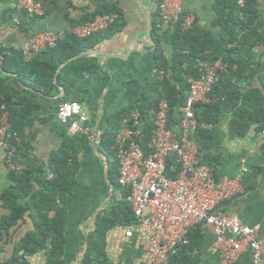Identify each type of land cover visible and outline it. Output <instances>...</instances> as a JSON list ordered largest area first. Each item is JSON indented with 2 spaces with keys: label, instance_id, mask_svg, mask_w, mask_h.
I'll return each mask as SVG.
<instances>
[{
  "label": "crops",
  "instance_id": "obj_1",
  "mask_svg": "<svg viewBox=\"0 0 264 264\" xmlns=\"http://www.w3.org/2000/svg\"><path fill=\"white\" fill-rule=\"evenodd\" d=\"M37 1L44 9V15L40 17L26 13L18 6L17 0H0V47L21 50L27 57L31 53L28 42L32 34L52 31L65 35L73 32V21H77L95 8L89 0ZM118 2L122 10L120 22L117 23L118 29L114 26L109 30V38L101 40L95 49L90 50L94 51L92 55L81 57L98 63L99 69L78 79L68 92L66 99H64L66 91L63 85L59 84L57 90H54L52 86L49 94L43 93L20 82L18 84L16 74H14L16 76H10L6 74L8 72H3L9 77L6 82L8 86L15 87L17 83L21 89L37 95L38 110L33 115L32 125L24 129V140L20 151L17 152L18 162L25 167V170L33 171V178L39 175H50V161L55 154L65 144H75L68 139L73 140L76 134L70 135L68 124H61L57 118L58 106L63 101L80 102L88 116V124L103 133L100 147H94L90 141L84 142L82 146L79 145V169L72 188V201L69 203L66 214L67 244L64 253L66 264H95L92 247L95 223L116 200L122 198L120 187H114L110 180L109 169L113 156L109 152L112 150V145L108 143V135L116 131L127 132L131 127L128 123L133 112L136 110L140 114L137 106L140 104L148 82L153 77L160 79L163 74V72L153 74L154 33H157L161 40L158 29L153 31V25L155 24L158 28L159 24V14L155 3L152 0H141L151 17V40L147 34L143 12L136 2L134 0H118ZM214 2L215 0H184V8L195 13L197 25L211 28L216 18ZM258 6L261 12L258 28L264 32V0H258ZM214 30L217 32L218 28ZM170 31L165 34H170ZM164 46L167 50L170 49L166 40ZM257 50L254 62L259 59L264 61V47ZM243 75L247 78L252 77L250 80H243L245 85L251 82L248 89L251 86H260L253 64ZM57 76L56 80H53L54 85L58 84ZM146 111L149 122L153 118L154 109L149 105ZM231 117L232 115L229 114L214 125L207 124L208 127L205 128L211 131L208 140L209 160L210 162L211 158L218 160L217 163L211 162L215 165L213 173L216 178L234 176L238 173L242 162L247 165L248 172L241 180L242 191L218 205V210L226 214H235L249 225L259 224L261 226L259 238L263 241L264 136L252 126L244 136L231 137L228 127ZM145 123L143 119L139 123L141 135L144 134ZM174 123L175 121L171 126L177 129ZM199 157H201L200 153ZM170 162L169 168L173 171L174 158H170ZM9 174L5 166L4 153L0 149V192L11 183ZM34 188H38L36 183ZM6 213V209L0 205V217ZM126 227L118 223L106 232L107 264H139L142 261L143 251L136 240L124 236ZM32 228L33 225L28 218L20 221L11 232L13 241ZM197 228L200 229L198 234L199 237L201 236V241L184 264H225L213 244L212 227L203 223ZM0 244L2 245L3 241H0ZM12 249V242H8L0 251V262L9 258ZM45 260V252L39 251L28 257V264H45ZM249 262L250 251L245 249L234 264H249Z\"/></svg>",
  "mask_w": 264,
  "mask_h": 264
},
{
  "label": "trees",
  "instance_id": "obj_2",
  "mask_svg": "<svg viewBox=\"0 0 264 264\" xmlns=\"http://www.w3.org/2000/svg\"><path fill=\"white\" fill-rule=\"evenodd\" d=\"M89 1L94 5V10L73 21V27L93 20L97 15L116 13L118 20L107 29L87 37H77L73 32L65 34L55 46L30 53L27 57L21 50L0 47V113L1 106L9 111L11 130L21 137L22 142L24 129L32 125L38 103L37 95L21 89L19 82L48 94L52 86L57 90L59 84L63 85L66 99L78 79L99 69L98 63L89 58L75 59L63 66L57 76L58 84L54 85L53 82L59 65L72 56L95 49L101 40L109 38V30L114 26L118 29L117 23L122 16L118 0ZM213 9L216 18L211 28H203L196 22L190 30L182 31L179 28L180 20L175 22L170 34L164 36L171 49L169 59L163 53L159 35L157 33L153 35L155 46L153 74L161 72L163 74L160 79L153 77L148 82L137 106L140 120L146 122L144 134L139 140L146 152L150 151L147 142L154 129L153 118L147 121L146 107L150 105L155 112L158 102L164 98L170 105L171 118L177 121L188 94L187 78L198 76L196 60L199 58L211 61L222 58L228 64V73L221 75L214 85L210 94L212 101L209 104L196 105L194 110L196 119L214 125L231 114L228 123L231 137L244 136L252 126L261 131V125L264 124V61L259 59L254 62L257 49L264 47V32L258 28L261 19L258 0H243L242 5L239 4V0H215ZM216 27L217 32L214 30ZM153 31H157L155 24ZM252 64L255 73L258 74L260 86H251L248 89L251 82L245 85L243 80H250L252 77L247 78L243 73ZM3 72L16 74L18 84L16 83L15 87L8 86L6 82L9 77ZM131 123L132 116L128 125L132 126ZM117 133L118 131L108 135V143L112 145L109 152L113 156L109 173L113 186L120 187L122 198L116 200L95 223V238L92 245L95 264H107L106 232L118 223L124 226L135 223L131 207L125 200L126 190L118 183L119 165L114 147ZM210 136L209 129L199 128L190 139L198 148L200 162L207 163L213 173L215 165L211 162L217 163L218 160L216 158H211V162L209 160ZM73 138L68 141L75 144H65L50 161V175L33 178L31 169L19 173L10 172L11 183L0 192V205L7 211L0 217V241H3V244H0V251L8 242H12L13 249L9 258L0 264H28V257L39 251L45 252V264H66L64 259L67 244L66 214L72 201V188L79 169V145L88 142L85 135L76 134ZM173 165L175 169L171 171L168 167V175L175 177L180 166L175 161ZM34 183L37 184V189L34 188ZM25 218L31 221L33 228L13 241L11 232ZM197 227L198 225L189 231V243L177 247L176 252L170 257L171 264H184L190 258L191 252L198 247L201 236L199 237L200 229Z\"/></svg>",
  "mask_w": 264,
  "mask_h": 264
},
{
  "label": "built area",
  "instance_id": "obj_3",
  "mask_svg": "<svg viewBox=\"0 0 264 264\" xmlns=\"http://www.w3.org/2000/svg\"><path fill=\"white\" fill-rule=\"evenodd\" d=\"M158 9V31L166 58L170 57L164 35L180 20L179 28L188 31L196 23L194 12L184 8V0H152ZM18 6L32 16L44 15L37 0H17ZM243 4V0H239ZM118 20L116 13L97 15L93 20L73 27L77 37H87L101 32ZM61 32L45 31L29 38L31 53L55 46L64 38ZM198 76L188 78V94L178 120L171 118L168 101L160 99L154 112L152 135L147 142L150 151L140 144V115L135 110L133 123L127 132H118L115 137V153L119 165V185L126 190L125 200L130 205L135 223L127 226L124 236L136 240L143 258L139 264H171L170 257L177 247L189 243L192 227L207 224L213 229V244L225 264H234L243 250L249 249V264H262L264 240L259 238L261 226L244 223L235 214L218 210V205L242 191L241 180L248 172L242 162L234 176L216 178L211 168L200 162L195 143L190 136L207 124L195 117L198 104H209L210 94L219 77L228 73V64L222 59H197ZM0 149L5 156L8 172L19 173L25 167L17 160L21 137L11 130L9 111L1 106ZM57 118L68 124L70 135H85L90 143L101 146L103 133L93 129L88 116L78 101L63 102L58 106ZM177 127L175 129L171 124ZM260 134L264 136V124ZM170 158L180 166L175 177L168 175Z\"/></svg>",
  "mask_w": 264,
  "mask_h": 264
},
{
  "label": "water",
  "instance_id": "obj_4",
  "mask_svg": "<svg viewBox=\"0 0 264 264\" xmlns=\"http://www.w3.org/2000/svg\"><path fill=\"white\" fill-rule=\"evenodd\" d=\"M136 2V4L139 6V8L142 10L143 12V15H144V18H145V21H146V27H147V34L148 36L151 38L152 40V36H151V33H152V21H151V17L147 11V9L143 6L141 0H134ZM94 53V51H88V52H84V53H80L78 55H75V56H72L70 58H68V60L66 62H64L63 64H61L58 69L56 70V73H55V80H56V76L59 72V70L61 69V67H63L68 61H72V60H75V59H78V58H81V57H87V56H90ZM10 76H16L14 75L13 73H6Z\"/></svg>",
  "mask_w": 264,
  "mask_h": 264
}]
</instances>
